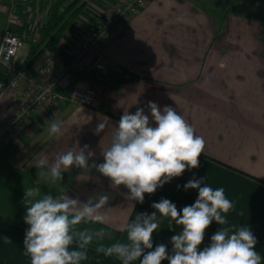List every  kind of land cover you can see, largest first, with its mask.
<instances>
[{"label":"crops","instance_id":"crops-1","mask_svg":"<svg viewBox=\"0 0 264 264\" xmlns=\"http://www.w3.org/2000/svg\"><path fill=\"white\" fill-rule=\"evenodd\" d=\"M121 1L80 0L76 8L82 4L84 8L71 21L74 27L61 30L55 45L71 52ZM54 2L20 1L22 15L12 19L8 30L38 35ZM0 6L7 11L6 3ZM31 46L25 41L18 54L26 66L37 53L29 58ZM42 53L30 68L40 63ZM99 54L110 63L105 73L86 77L75 73L63 82L66 90L76 84L91 86L96 92L94 106L69 100L45 102L0 146V256L8 264H30L23 240L29 227L24 222L25 192L31 188L39 187L40 196L66 194L81 202L108 195V205L99 212L102 222L88 219L75 226V231L105 232L103 238H93L81 264H121L97 248L128 243L123 226L138 214L151 215L154 202L168 199L177 210L192 205L198 189L185 190L183 186L190 179L204 178L203 183L213 189L223 187L234 204L223 214L227 224L213 221L212 228L226 227L234 232L248 227L257 239L255 251L264 264V0H148L112 33ZM149 101L161 109L176 108L196 135L204 138L198 168L185 170L153 194L145 193L143 203L127 199V188L113 186L94 168L62 169L61 181L41 175L50 172L57 155L69 148L79 151L84 145L88 146L86 155L93 154L90 165L103 163L102 154L124 112L134 114L144 108L151 122ZM55 121L62 122L61 131L51 135L49 127ZM101 122L107 127L97 135L94 130ZM41 159L48 161L43 168L38 163ZM157 221L153 249L145 252L164 244L171 254L170 238L181 232L182 226L158 212ZM206 246L204 234L199 249ZM131 264H139V260Z\"/></svg>","mask_w":264,"mask_h":264},{"label":"clouds","instance_id":"clouds-1","mask_svg":"<svg viewBox=\"0 0 264 264\" xmlns=\"http://www.w3.org/2000/svg\"><path fill=\"white\" fill-rule=\"evenodd\" d=\"M13 42L18 43L14 38L5 39V44ZM0 48L9 54L13 51L11 47L0 45ZM147 107L151 122L149 115L144 114V108H138L134 114L124 112L120 117L110 146L102 154L103 163L90 165L89 158L93 154L87 152L86 155L88 146L84 145L79 151L69 148L57 155L50 172H42L41 175H50L54 181H61L62 169L75 166L88 171L94 168L113 186L127 188V199L143 203L145 193L153 194L158 187L181 176L185 170L198 168L199 157L205 149L204 138L196 135L194 128L176 108L164 106L161 109L153 101H149ZM61 127V121L52 122L49 133L56 135ZM106 127V122L98 123L95 134ZM38 163L43 168L48 161L41 159ZM203 181L204 178H193L183 186L185 190L198 189L192 205L177 210L168 199L154 202L151 207L155 211L151 215L138 214L123 226L128 243L101 246L97 252L115 256L121 264L137 260L139 264H161L164 260L168 264H261V256L255 251L257 239L248 227H239L234 232L221 227L211 236L210 245L199 249L205 230L213 221L226 225L223 214L234 207L223 187L213 189ZM39 193V187L25 192L24 222L29 227L25 231L23 248L30 257V264H81L87 259V246L94 237L103 238L105 232L75 231V226L88 219L102 222L104 217L99 212L108 205L110 197L100 195L81 202L79 198L66 194L54 197L52 194L40 196ZM157 212L182 226V231L170 238L171 254L164 244L145 252L153 249L152 234L159 227ZM74 244L76 247L72 248Z\"/></svg>","mask_w":264,"mask_h":264},{"label":"built area","instance_id":"built-area-1","mask_svg":"<svg viewBox=\"0 0 264 264\" xmlns=\"http://www.w3.org/2000/svg\"><path fill=\"white\" fill-rule=\"evenodd\" d=\"M20 1L22 0H0V5L7 4L11 21L14 17L22 15V9L18 6ZM147 1L122 0L96 28L86 33L71 52L66 53L67 57L47 49L43 43L41 61L31 68L19 61L18 54L25 41H30L32 45L39 44L40 34H16L6 29L0 45L11 47L13 51L9 54L0 48V146L45 102L63 103L69 100L81 106H94L96 92L91 86L76 84L66 90L64 79L75 73L85 77L105 73L110 63L100 56L101 46L121 24L143 8ZM7 37L10 40L14 38L18 43L5 44Z\"/></svg>","mask_w":264,"mask_h":264},{"label":"trees","instance_id":"trees-1","mask_svg":"<svg viewBox=\"0 0 264 264\" xmlns=\"http://www.w3.org/2000/svg\"><path fill=\"white\" fill-rule=\"evenodd\" d=\"M80 0H55L54 5L51 9V13L49 16V19L41 26L39 30L40 34V42L39 44L32 45L29 52V58L34 55L36 52V55L31 59L28 66H30L36 57H38L43 49H40V46L45 43V47L49 50L56 51L65 57H67L66 53L61 50L59 47L55 45V38L59 34L61 30L67 27V25L82 11L84 8V5H80L76 8V5L78 4ZM89 78V77H87ZM216 231L212 228L210 225L205 230V237L207 242L211 243V236ZM0 264H8L4 258L0 256Z\"/></svg>","mask_w":264,"mask_h":264},{"label":"rangeland","instance_id":"rangeland-1","mask_svg":"<svg viewBox=\"0 0 264 264\" xmlns=\"http://www.w3.org/2000/svg\"><path fill=\"white\" fill-rule=\"evenodd\" d=\"M1 7V6H0ZM10 23H11V18L9 16V12H8V9L7 11H4L0 9V38L1 36L3 35V32L6 30V29H11L12 27L10 26ZM67 27L69 29L73 28V23H69L67 25Z\"/></svg>","mask_w":264,"mask_h":264}]
</instances>
